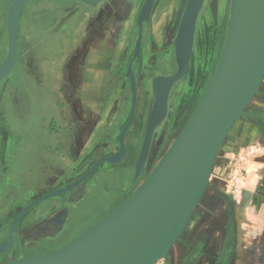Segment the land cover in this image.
<instances>
[{"label":"rangeland","instance_id":"374dc122","mask_svg":"<svg viewBox=\"0 0 264 264\" xmlns=\"http://www.w3.org/2000/svg\"><path fill=\"white\" fill-rule=\"evenodd\" d=\"M14 1L0 0V65L7 54V16ZM147 1L88 5L34 0L23 9L18 60L0 82V254L11 253L33 228V235L55 234L48 254L107 217L145 183L196 112L222 55L232 0L204 1L189 69L169 86L165 112L150 135L159 94L155 80L179 71L182 0H153L142 18ZM111 5L110 14L101 16L100 10ZM121 6L128 10L124 13ZM39 39L51 42L53 49L41 52ZM261 121L264 79L224 140L206 191L181 235L155 264H184L191 252L185 241L202 234L210 242L205 251L217 253L226 228L233 229L228 238L234 250L220 264H264V192L258 179L264 168L256 141ZM122 143L124 158L115 164L104 161L119 153ZM104 171L123 174L126 183L118 187L123 197L112 207L106 197L98 199L90 213L79 217V225L69 222L63 228L69 206L85 203L78 190ZM103 189L112 188L105 183ZM211 263L207 257L194 262Z\"/></svg>","mask_w":264,"mask_h":264},{"label":"water","instance_id":"95a60500","mask_svg":"<svg viewBox=\"0 0 264 264\" xmlns=\"http://www.w3.org/2000/svg\"><path fill=\"white\" fill-rule=\"evenodd\" d=\"M21 1L15 0L8 12L7 39L11 49L8 53L7 47L0 65V82L14 68L10 66V51L13 48L15 55L17 17L12 35L10 23L13 9ZM204 1L182 0L178 17L179 71L164 78L165 91L156 95L149 135L165 112L169 86L189 69L196 23ZM152 2H146L142 18L148 16ZM263 79L264 0H232L225 44L214 77L189 123L145 183L111 214L66 246L48 254L22 257L10 264H155L165 257L204 195L224 140ZM148 144L147 140L138 170L145 162ZM154 233H161L162 238L153 236Z\"/></svg>","mask_w":264,"mask_h":264},{"label":"flooded vegetation","instance_id":"af4514ba","mask_svg":"<svg viewBox=\"0 0 264 264\" xmlns=\"http://www.w3.org/2000/svg\"><path fill=\"white\" fill-rule=\"evenodd\" d=\"M113 9H114V6L111 5V7L110 8L108 7V9L106 11L103 8L102 10H100L99 13L101 16H103L105 13V17H106V15L108 16ZM121 10L125 13L128 10V6H123V7L121 6ZM114 31H115V29L113 28V32ZM103 33H104V31H103ZM38 46H39L38 49H40L41 52L46 51L48 49H50V50L53 49V44L51 42L39 41ZM125 154H126V152H125ZM124 178L125 177L123 176V174L120 171L119 172L104 171L103 173H101L97 176H92L89 179V181L87 182L86 187H83V189H81V191L79 193V194H81V193L84 194L83 196H84L85 203L83 205H81L80 207L69 206L70 207L69 213L67 216V220L64 222L63 228L66 227V225L69 222L73 223V224L75 223L76 226L79 225L80 224V218L79 217L84 212L90 213L91 209L95 206L98 199H100V198L106 197L107 204L112 207L114 202L116 201V199L118 197L122 196V193L120 192L121 190L118 187L122 185V182L126 183V180L123 181ZM239 181L242 182V180L238 179L237 182L239 183ZM105 183L110 185V188H112V189H110L108 191L103 189ZM259 191H261V190H259ZM263 192H264V189H263ZM79 194L78 193L76 194V197L74 198L75 202H77V197L79 196ZM70 200H73V198ZM120 204H121V202H120ZM120 204H118V205H120ZM117 206H115V207H117ZM115 207H113V208H115ZM61 214H62V212H61ZM201 216H203V214H201ZM34 229L35 228L25 231V238L26 239L24 241H22L21 243L15 242L13 244V248L11 250V253H1L0 254V264H8L10 261L16 260L22 256L24 257V256H33V255H37V254H44L49 250V248L51 246L50 245L51 241H53L51 239L53 237L55 238V236H53L55 234H53V235H45V234L33 235ZM55 229L57 231H59L60 226H58L56 224ZM221 230L223 231L224 228ZM228 231L233 232V229L230 230V228H228V229L226 228V233L222 237V242L220 244V247L218 248V252L214 253V254L210 253L208 251H205L206 245H209V243H210L207 240L208 236L206 234H202L200 237H198L194 240L188 241V239H187L185 241L187 246H185V247L190 248L191 252L189 253L187 258L185 259L184 264H194V262L201 259L202 257L210 258L212 260L211 264H220V262H219L220 258L222 261V258L229 259L230 257H232L234 245H233V240L231 241L228 238L229 237ZM44 247H46V249H44Z\"/></svg>","mask_w":264,"mask_h":264},{"label":"bare ground","instance_id":"6f19581e","mask_svg":"<svg viewBox=\"0 0 264 264\" xmlns=\"http://www.w3.org/2000/svg\"><path fill=\"white\" fill-rule=\"evenodd\" d=\"M33 0H23V1H21L19 4H18V8L16 7V8H14L13 9V12H12V18H11V20H12V22H11V20H10V34L12 35L13 34V31H14V27H15V18L17 17V21H16V50H15V55H14V53H13V48H12V51H10V66L12 67L13 65H14V67H15V65H16V62H17V60H18V55H19V48H20V45H19V37H20V30H19V28H20V20H21V15H22V12H23V9L25 8V6L28 4V3H30V2H32ZM84 1H86L87 3H89V4H96V3H99V2H101V1H103V0H84ZM12 41H13V38H12ZM176 41V40H175ZM8 46V53H9V50L11 49H9V45H7ZM7 55V54H6ZM182 57H181V64H182ZM166 79H164V78H161V77H158V78H156V89L159 91V93L161 94L162 92H164L165 91V88H166ZM134 88H135V86H134ZM239 111V110H238ZM238 113V112H237ZM236 113V114H237ZM122 147H124L123 149H122V151L120 150V152L119 153H117V154H113V155H111V156H108V157H106L105 158V160H107V162H109V163H113V164H115V163H117V162H119L120 160H122L123 158H124V155H125V146H124V144H122ZM93 172H91L90 174H88L87 175V177L86 178H89V176L92 174ZM123 204V203H122ZM22 217V215L20 216V217H18L17 219H16V223H15V225H18V223H19V220H20V218ZM154 235H156V236H158V239H161L162 238V234L161 233H158V234H156V233H154L153 234V236Z\"/></svg>","mask_w":264,"mask_h":264},{"label":"crops","instance_id":"0c3cea01","mask_svg":"<svg viewBox=\"0 0 264 264\" xmlns=\"http://www.w3.org/2000/svg\"><path fill=\"white\" fill-rule=\"evenodd\" d=\"M38 42L39 41H43L42 39L40 40H37ZM257 144L259 145V144H261V156L260 157H258L257 159L258 160H261V168H264V121H261V134H259L257 137ZM263 175V177H264V170H262V172H261V174L259 173V181H260V179H261V193L263 192V183H264V181L262 180L263 178H260L261 176ZM80 191H81V189H79L78 190V193H80Z\"/></svg>","mask_w":264,"mask_h":264},{"label":"built area","instance_id":"2783aa9c","mask_svg":"<svg viewBox=\"0 0 264 264\" xmlns=\"http://www.w3.org/2000/svg\"><path fill=\"white\" fill-rule=\"evenodd\" d=\"M241 181H239V183H240Z\"/></svg>","mask_w":264,"mask_h":264}]
</instances>
